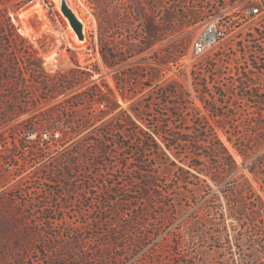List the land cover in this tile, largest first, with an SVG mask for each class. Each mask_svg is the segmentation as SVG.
I'll list each match as a JSON object with an SVG mask.
<instances>
[{"label":"rangeland","instance_id":"1","mask_svg":"<svg viewBox=\"0 0 264 264\" xmlns=\"http://www.w3.org/2000/svg\"><path fill=\"white\" fill-rule=\"evenodd\" d=\"M68 3L83 22L84 40L57 0H33L17 13L10 10L23 39L0 40V264H264V209L251 211L255 195L264 200V181L245 168L264 153V34L248 13L257 0ZM140 11L156 41L148 37ZM214 17L222 19L226 37L210 53L194 56L192 43L203 20ZM194 21L200 22L186 27ZM208 58L218 60L217 71H207ZM252 59L261 63L258 69ZM10 61L23 69L2 71ZM28 63L39 69L26 70ZM245 75L253 83L240 85ZM205 84L226 92L223 102L201 95ZM164 89L178 90L177 97L162 99ZM84 91L96 100L81 99ZM82 115L91 124L70 139L65 125ZM131 118L139 128L125 124ZM50 129L60 132L58 141L41 136ZM138 130L155 138L163 151L139 155L150 143ZM214 134L236 159L239 174L250 180L247 198L241 181L226 175L216 158L204 156L208 149L195 152L179 141L209 140ZM163 139L177 146L168 150ZM230 139L250 151L245 165ZM118 140L129 150L119 151ZM99 145L107 148L104 160ZM73 147L80 163L72 168L74 179L68 171ZM13 149L18 153L11 162ZM85 151L97 159L87 174ZM189 161L202 163L210 176L192 171L193 184H183L173 165L187 169ZM85 178L93 186L89 191ZM39 197L40 205L29 204ZM237 200L241 212L232 226L229 213ZM24 205L30 208L25 215L18 211ZM143 209L146 216L139 219ZM143 218L147 238L140 245L130 233ZM126 233L132 238L123 239Z\"/></svg>","mask_w":264,"mask_h":264},{"label":"trees","instance_id":"2","mask_svg":"<svg viewBox=\"0 0 264 264\" xmlns=\"http://www.w3.org/2000/svg\"><path fill=\"white\" fill-rule=\"evenodd\" d=\"M16 0H0V40H4L5 42H9V44L12 43V41H15V40H22L23 37L22 35H20L17 31H18V26L15 24V22L13 21V18L10 14V10H13V12L17 13L20 8L33 1V0H18V3H15ZM3 6V7H2ZM18 6V7H17ZM14 8V9H12ZM139 16L141 18L142 21L146 22V28L148 29V37L149 38H152L153 40L152 41H156L157 39V36H156V31L151 28L148 24V21L149 18H147V15L143 12L140 11L139 13ZM167 22L168 24L170 25L171 23L174 22V19H173V16L171 14L167 15ZM198 22L200 21H194L190 24H187L186 27H191L193 25H196L198 24ZM1 43V42H0ZM151 46V41L150 43H147L140 51H143L145 50L146 48H149ZM256 50L258 51L259 48L257 46ZM29 54H32V55H38L39 53L35 50H31L29 52ZM252 65L254 66L255 69H258L259 66L261 65V63H259L256 59H252ZM218 62V60L216 58H208L207 61H206V64H205V68L207 69V71H211V70H214V71H217L216 70V63ZM25 66V69L28 70V69H31V68H34L33 70H37L39 69V65L38 64H31V63H28L26 64ZM33 66V67H31ZM20 66L17 65L16 63L14 62H9V65L8 66H4L3 68H1L2 71L4 72H9V71H13V72H16V71H20L22 70L23 68H19ZM215 73V72H214ZM213 73V74H214ZM214 76H216L214 74ZM213 79L215 77H212ZM250 83H253V81H251V79L249 77H247L246 75L243 76L241 78V82L239 83L240 85H249ZM200 93L201 95H213V101H221L223 102V100L225 99V94H227L226 92L224 91H221V90H216V91H212L211 89H209L206 84H205V88H202V90H200ZM247 93V92H245ZM177 94H178V90L176 89H172L171 91H169L168 89H164L162 92H161V95L160 97L163 99L167 96H171V97H177ZM233 94V93H232ZM242 94H244V92H242ZM216 95H218V99L215 97ZM79 97L84 98L86 101H94L96 99H94V94L91 93L90 91H84V92H81L79 94ZM1 98V96H0ZM4 99H8L9 97H3ZM220 98V99H219ZM222 99V100H221ZM99 100V99H98ZM110 108V107H108ZM213 109V107H209L208 110L211 111ZM135 116L137 118H142L140 114H138L135 109H132ZM106 111H103V114H105ZM212 115L213 116H220V113L218 111H213L212 112ZM91 119H89L88 115H82L79 119H76L75 121H72V122H69L67 123L65 126L67 128V130H65L66 134L69 135L70 139H74L75 137H77L78 135L82 134L85 130H87L89 128V125L91 124ZM131 121H136V119H132L128 121H126V125L131 127V126H135L137 128H139L136 123L134 122H131ZM120 122V121H119ZM108 125V124H107ZM13 129H16V127L12 128ZM101 128H99L100 130ZM119 131H122V129H120V127L118 128ZM141 130H138L137 132H140ZM123 132V131H122ZM142 132V131H141ZM140 134L144 137L143 140L144 142H149L150 144L146 147H143L141 149L140 152H138L139 155H143L146 151H150V152H154V151H157V152H160V151H163L162 150V147L159 145V143L155 140V138L151 137V138H146V133L145 132H142ZM155 134L159 137V138H163L161 137L159 134L158 131H154ZM106 136L108 135V133L106 131L103 132ZM180 142L184 143V144H188L190 146H192V148L195 150V152H197L198 150L201 149V146H203L204 148L208 149L209 150V153H205V157L209 160H211V157H214L218 160L219 163H221V165L223 166L224 170H225V174L228 175V176H234L235 179H238L239 181H241V184H242V187H245V191H246V194H245V198H247L246 196H248L250 194V192L252 191L251 189V182L250 180L242 173L239 174V169H240V166L238 165L236 159L234 158V156L232 155V153L228 150V148L224 145V143L220 140V138H218L217 136L212 135L210 137L209 140H203L201 137H198L197 139H193L192 141L191 140H187V139H183V140H179ZM207 142V146L205 145H202L204 142L206 143ZM232 139L229 140V142L232 143ZM163 142L165 143V147L168 149V150H172L174 148V146H177L176 144H172L170 143V141H166L163 139ZM233 144V147L235 148V153L237 156L241 157L242 158V163L243 165H245V163L247 162L249 156H250V151L249 150H246V146L243 145V144H236V143H232ZM115 145H116V148L119 150V151H125V150H129V146H128V143H125L124 141H120L118 140V142H115ZM76 147V146H74ZM74 147L71 149V157L69 159V174H70V177L72 179L76 178V175H75V171L72 170V168L76 169L80 166V163L76 161V157H75V153L72 152V150L74 149ZM39 150V154L41 156H43L45 153L44 149L43 148H40L38 149ZM98 151H99V154H100V158H102L103 160L106 158L105 156L107 155L108 156V152H107V148L106 147H103L102 145H99L98 146ZM17 151L16 149H13L11 150V155H9L10 159H14V157L17 155ZM95 152H88V151H85V163L83 165V169H84V172L85 174H87L90 170V168L95 164L96 162V156H94ZM200 157V155H199ZM201 165L202 163H193V161H189L187 163V169L185 168V166H177L176 163H174V167L176 168L177 172H179V176H180V181L183 183V184H193V183H190L189 180H190V176L191 177H195V173H193L192 171H196L197 173H200V174H205L206 176H210L207 171H203L201 169ZM245 168H249V172L254 176V178L258 179L259 177H261V179H263L264 181V153L259 155L252 163L251 165L248 166H245ZM197 178L199 180H201L200 177L197 176ZM205 181V180H204ZM153 183L150 182L149 186H145L143 187V191H144V196H146L150 191L148 189H150V186H152ZM155 186V185H154ZM85 188L87 187L88 191L93 187L92 185H90L89 181L87 178H85ZM74 189V188H73ZM55 192L58 191V190H54ZM59 192V191H58ZM161 197V196H160ZM162 198V197H161ZM255 198L256 199H253L252 202V209L251 211L254 212V213H259L260 210L264 209V200L262 198V196L260 195H255ZM41 199L40 197L37 198V199H31L29 200V204L30 205H40V203H36V202H40ZM41 203H44L41 202ZM238 204V207L237 209H235V211H230L229 213V217L233 220L232 223V226H234V223L235 222H239V219L238 217H236V214L238 213V215L240 214L241 212V208H240V200H237L236 202ZM251 203V201L248 203V205ZM162 205L165 204V201H162L161 202ZM256 204V205H255ZM23 206V205H21ZM24 209H21L18 211L21 212L22 214L29 211L27 210V207L26 205H24ZM217 208V207H216ZM239 208V209H238ZM30 209V208H29ZM27 210V211H26ZM31 211V210H30ZM143 212H141V214L139 215V219L141 217H144L146 216L145 212H144V209L142 210ZM27 218V217H26ZM148 221L147 218L146 219H142V223H140V226H139V229H137L135 231V233H130L131 235H133L136 239H138V242L140 245L144 244V241L146 240L147 238V234H146V224L145 222ZM8 222H10V220H8ZM138 224V223H137ZM224 228H227V227H224ZM225 231V230H224ZM129 234V233H128ZM127 233L124 235V238L123 239H126V238H132L131 235H128ZM117 240L113 241V245H117L116 244ZM15 261L17 262H20V259L18 258V256L14 257L13 258ZM233 264H237L236 261L233 260Z\"/></svg>","mask_w":264,"mask_h":264},{"label":"built area","instance_id":"3","mask_svg":"<svg viewBox=\"0 0 264 264\" xmlns=\"http://www.w3.org/2000/svg\"><path fill=\"white\" fill-rule=\"evenodd\" d=\"M248 13L256 16L258 29L264 34V0H257V4L250 7ZM203 23V28L192 43L191 51L194 56L210 53L227 35V28L220 17L204 19ZM40 134L47 141H58L61 138L60 132L55 129L44 130ZM8 159L12 162L10 157Z\"/></svg>","mask_w":264,"mask_h":264},{"label":"water","instance_id":"4","mask_svg":"<svg viewBox=\"0 0 264 264\" xmlns=\"http://www.w3.org/2000/svg\"><path fill=\"white\" fill-rule=\"evenodd\" d=\"M60 9L65 17L69 20L71 26L80 40H84L83 22L78 18L68 3V0H60Z\"/></svg>","mask_w":264,"mask_h":264},{"label":"bare ground","instance_id":"5","mask_svg":"<svg viewBox=\"0 0 264 264\" xmlns=\"http://www.w3.org/2000/svg\"><path fill=\"white\" fill-rule=\"evenodd\" d=\"M57 7L59 8L60 7V1L58 2L57 0ZM61 10V9H60Z\"/></svg>","mask_w":264,"mask_h":264}]
</instances>
